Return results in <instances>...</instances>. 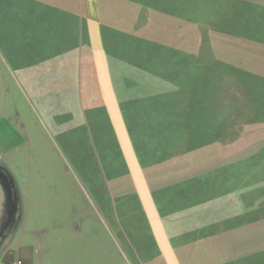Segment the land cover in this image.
<instances>
[{
    "label": "crops",
    "instance_id": "1",
    "mask_svg": "<svg viewBox=\"0 0 264 264\" xmlns=\"http://www.w3.org/2000/svg\"><path fill=\"white\" fill-rule=\"evenodd\" d=\"M123 1L0 0L1 59L18 70L33 100L58 98L53 104L57 117L52 131L68 137L70 145L83 127L88 141L89 126L94 127L100 146L106 144L102 128L110 133L114 148L106 144L92 150L93 154L71 159L81 170L82 180L88 182L84 187L90 189L98 220L109 232L126 236L130 242H143L128 235L134 233L132 229H123L144 220L156 248L149 251L147 260L149 255H161L163 264H264V235H259L264 228V188L236 186L237 164L241 166L238 174L247 180L251 164L264 163V146L259 149V139L254 138L251 145L247 141L250 152L239 158L237 141L229 140L221 148L219 114L213 107L211 120H198L205 116V109L199 108L203 100L197 104V99L192 108L195 117L184 130L187 151L174 153L172 140L182 129L179 124L189 122L183 114L189 99L198 98V93L189 98L188 78L183 77L187 74H182L178 60L158 63V68L156 63L153 75L148 73V63L125 53L129 45L119 40L123 38L119 25L111 28L109 23L110 13L121 9ZM14 36H26V41L16 43ZM175 67L180 74L172 72ZM166 68L175 76L161 73ZM67 92L72 101L67 100ZM206 122L211 130L205 131ZM204 132L218 134L212 140L207 136L205 143ZM75 149L76 144L70 146L71 152ZM258 149L257 158L249 160ZM190 163L216 168L211 172L190 167ZM222 173L230 181L226 186L205 188L206 180L219 179ZM124 177L132 184L127 194L118 183ZM207 211L216 216L215 221L205 219ZM18 228L0 251V264H33L32 245L11 243ZM254 228L259 229V236L253 234ZM80 229L77 226L72 231ZM46 237L47 230L41 235L43 240ZM126 237L122 243L129 242ZM99 256L76 255L71 262L64 257L67 263L60 264H96L95 260L101 264ZM133 261L142 264L136 258ZM148 264L156 263L151 259Z\"/></svg>",
    "mask_w": 264,
    "mask_h": 264
},
{
    "label": "rangeland",
    "instance_id": "2",
    "mask_svg": "<svg viewBox=\"0 0 264 264\" xmlns=\"http://www.w3.org/2000/svg\"><path fill=\"white\" fill-rule=\"evenodd\" d=\"M120 6L121 9L110 13L109 23L111 28L119 25V33L123 34L119 40L129 45L125 53L148 63V73L153 75L157 71L156 63L158 68V63L183 61L181 72L188 78L185 90L189 98L198 93V98L189 99L188 111L183 114L189 122L179 124L182 129L172 140L175 154L184 155L187 151L184 130L195 117L192 108L197 99V104L203 100V107L199 108L205 109V116L198 120H211L210 111L215 109L219 114L221 148L227 146L229 140L237 141L239 158L250 152L247 141L251 145L254 138L259 139V149L264 146V0H124ZM178 31H183V39L186 34L187 45L181 43ZM12 38L16 43L26 41V36ZM166 50L169 54L164 53ZM14 56L11 59L15 65ZM174 69L178 71V67ZM162 71L165 73L168 68ZM168 75L175 76L166 72ZM22 82L18 70L7 66L0 55V163L14 179L22 215L11 243L32 245L33 264L67 263L64 257L71 262L76 255H102L98 257L101 264H133V258L142 264H148L151 259L163 264L161 255H149L147 260L149 251L155 252L156 248L144 220L134 228L123 229H132L134 233L128 235L144 243L130 242L126 236L111 229L109 232L108 227L99 222V213L93 206L95 201L89 197L91 191L84 187L88 182L82 180L81 170L72 163L73 156L93 154L92 150L106 144L114 148L110 133L102 128L100 134L106 144L100 146L99 133L94 127L89 126L92 130L89 141L83 127L77 131L76 142L70 145L68 137L52 131L57 117L53 104L58 98L33 100ZM68 95L67 92V98ZM67 100L72 101V94ZM208 123L204 125L205 131L211 130ZM216 134L201 133L205 143L207 136L212 140ZM75 144L76 149L71 152L70 146ZM259 149L249 160L257 158ZM261 156L263 158L264 153ZM189 166L205 167L211 172L216 168L213 164L190 163ZM240 167L237 164V187L250 184L252 188H264V163L254 161L248 169L252 174L247 180L246 175L238 174ZM227 177L222 173L219 179L213 180L216 183L206 180L205 188L224 187L230 182ZM118 183L126 194L131 191L129 178L119 179ZM236 215L238 217L239 212ZM205 216L206 220L216 219L209 211ZM225 219L229 221L227 215ZM77 226H81L80 231L73 233ZM45 230L48 237L43 240L41 235ZM253 231L256 235L260 233L258 228ZM259 235H264V228ZM124 237L130 243L126 240L122 243ZM94 262L99 264L97 260Z\"/></svg>",
    "mask_w": 264,
    "mask_h": 264
},
{
    "label": "water",
    "instance_id": "3",
    "mask_svg": "<svg viewBox=\"0 0 264 264\" xmlns=\"http://www.w3.org/2000/svg\"><path fill=\"white\" fill-rule=\"evenodd\" d=\"M4 167L0 165V187L4 193L6 215L4 223L0 225V251L10 235L17 229L21 219L20 197L14 179Z\"/></svg>",
    "mask_w": 264,
    "mask_h": 264
},
{
    "label": "flooded vegetation",
    "instance_id": "4",
    "mask_svg": "<svg viewBox=\"0 0 264 264\" xmlns=\"http://www.w3.org/2000/svg\"><path fill=\"white\" fill-rule=\"evenodd\" d=\"M0 165H2V163H0ZM5 169V168H4ZM4 172L7 173L6 170H4ZM0 225L1 223H4V219H5V215H6V209L4 208V203H5V198H4V193L0 187Z\"/></svg>",
    "mask_w": 264,
    "mask_h": 264
},
{
    "label": "trees",
    "instance_id": "5",
    "mask_svg": "<svg viewBox=\"0 0 264 264\" xmlns=\"http://www.w3.org/2000/svg\"><path fill=\"white\" fill-rule=\"evenodd\" d=\"M178 32H179V38H180L181 43L183 44V42H184V44L187 45V36H186V34L184 35V39H183V31H178ZM170 50H173V49H170ZM173 51L174 52H178L176 50H173ZM179 65H182V67H183V61H179ZM178 71L180 72V68H178ZM178 71L174 70V73H177Z\"/></svg>",
    "mask_w": 264,
    "mask_h": 264
},
{
    "label": "built area",
    "instance_id": "6",
    "mask_svg": "<svg viewBox=\"0 0 264 264\" xmlns=\"http://www.w3.org/2000/svg\"><path fill=\"white\" fill-rule=\"evenodd\" d=\"M15 264H20V262H17V263H15Z\"/></svg>",
    "mask_w": 264,
    "mask_h": 264
}]
</instances>
